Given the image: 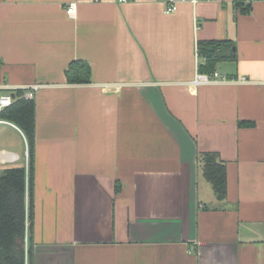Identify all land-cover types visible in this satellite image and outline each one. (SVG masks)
<instances>
[{
	"label": "crops",
	"instance_id": "0c3cea01",
	"mask_svg": "<svg viewBox=\"0 0 264 264\" xmlns=\"http://www.w3.org/2000/svg\"><path fill=\"white\" fill-rule=\"evenodd\" d=\"M248 2L0 0V79L40 85L33 159L0 123V172L32 178V264H264V0ZM227 39L228 79L192 84L198 42ZM76 60L90 82H68Z\"/></svg>",
	"mask_w": 264,
	"mask_h": 264
},
{
	"label": "trees",
	"instance_id": "16d2710c",
	"mask_svg": "<svg viewBox=\"0 0 264 264\" xmlns=\"http://www.w3.org/2000/svg\"><path fill=\"white\" fill-rule=\"evenodd\" d=\"M235 7L241 13L249 12L248 0H235ZM232 40H207L198 42L201 58L199 72H216V63L222 59H235ZM68 82L87 83L91 81V67L82 60L73 61L66 71ZM22 91H18L20 96ZM16 123L26 134L33 159L35 142V101L19 97L3 114ZM31 159V160H32ZM205 178L212 184L218 199L227 193L226 164L216 152L201 155ZM32 178L27 186L25 167L7 168L0 172V264H32L33 248L27 241L28 229L33 218Z\"/></svg>",
	"mask_w": 264,
	"mask_h": 264
},
{
	"label": "built area",
	"instance_id": "2783aa9c",
	"mask_svg": "<svg viewBox=\"0 0 264 264\" xmlns=\"http://www.w3.org/2000/svg\"><path fill=\"white\" fill-rule=\"evenodd\" d=\"M125 1V0H122ZM186 0H166L165 12L172 13L178 10L179 3ZM192 2H197V0H190ZM75 10L74 4H71L67 12L69 14H73ZM227 80L228 77L225 75L220 74L219 72H214L212 74L198 72L196 77L193 79L192 84L200 85V84H207L213 83L216 81ZM242 80H247V78H242ZM39 84H34L31 86H24V87H13L10 86L0 79V123H7V119L3 117L5 111L19 98L17 92L19 90H23L24 94L23 97L27 99H33L34 92L39 89Z\"/></svg>",
	"mask_w": 264,
	"mask_h": 264
}]
</instances>
